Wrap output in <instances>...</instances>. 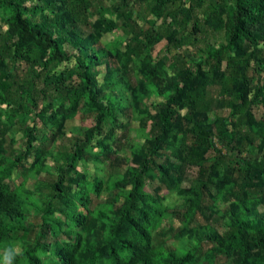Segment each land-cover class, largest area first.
Listing matches in <instances>:
<instances>
[{
    "label": "trees",
    "instance_id": "trees-1",
    "mask_svg": "<svg viewBox=\"0 0 264 264\" xmlns=\"http://www.w3.org/2000/svg\"><path fill=\"white\" fill-rule=\"evenodd\" d=\"M134 11L143 19L142 26L132 19ZM152 19L159 24H153ZM203 19L211 26H205ZM113 32H119L125 42L101 51L100 40ZM159 39L167 40L171 49L191 48L197 59L176 71L172 83L164 77L160 61L151 64L147 60ZM232 54L240 55L239 60H227ZM72 63L75 79L70 80L72 75L58 79L62 66ZM104 65L108 72L103 82L89 76ZM119 65L136 70V77L154 90L160 83L158 94L170 93L165 102L155 104V113L140 109L145 92L132 90ZM263 75L264 0H0V107L5 110L0 134L22 126L26 140L11 165L17 167L33 151L44 154L31 143L38 129L27 124L30 116L42 117L48 124L70 120L84 101L85 109L96 117L94 127L74 136L69 149L63 147L54 157L57 178L49 183L51 192L42 201L41 210L49 226L25 228L22 221L29 208L37 206L34 193L22 185L0 181V264L9 246L17 253L13 264H194L200 259L196 251L202 244L211 246L204 264H214L213 257L230 264H264V153L254 161L241 156L247 150L241 125L250 127L256 122L251 95L264 107ZM113 91L117 92L112 95ZM109 97L124 104L123 113L136 110L141 125L149 130L139 153L132 157V166L113 186L104 188L98 174L87 188L88 173L78 171L77 164L95 150L92 142L109 115L101 101ZM39 102L45 106L38 110ZM182 109H186V130L173 133L170 124L175 112ZM210 112L215 118L209 119ZM223 112L231 113L230 124L225 123ZM260 124L264 129L263 120ZM233 133L235 149L224 153L218 143L230 144ZM259 135L264 141L263 134ZM249 136L255 138L252 132ZM3 142L0 138V147ZM162 147L170 149L179 167H195L204 178L196 196L203 200L204 191L214 190L223 194L229 206L222 212L216 205H208L218 215L213 224L207 223L203 238L198 237L200 230L185 235L175 232L173 226L159 233L160 238L172 232L176 247L155 241L153 231L166 210L144 190L145 178L153 168L161 171L168 189L173 186L177 172L169 175L166 164L156 161L163 155ZM257 148L260 150L261 144ZM225 156L237 159L236 166L245 169L225 165ZM99 157L96 154V168ZM221 169L226 172L223 179ZM234 174L258 177L250 187L237 190L231 186ZM91 187L96 194L122 191L120 211L113 219L105 210L91 209ZM226 191L233 197L226 198ZM183 200L189 207L193 199ZM202 206L205 204L197 210L203 221L209 220ZM81 207L88 213L80 211ZM176 215L170 213L172 218ZM92 217L102 222L101 230H86Z\"/></svg>",
    "mask_w": 264,
    "mask_h": 264
},
{
    "label": "rangeland",
    "instance_id": "rangeland-1",
    "mask_svg": "<svg viewBox=\"0 0 264 264\" xmlns=\"http://www.w3.org/2000/svg\"><path fill=\"white\" fill-rule=\"evenodd\" d=\"M108 4H111V1H109ZM134 12L136 15H132V19L142 26L144 24L143 19L137 15L136 11ZM203 20L205 21V19ZM152 21L153 24H159V21L156 22L155 19H152ZM201 22V25H203V21ZM204 23L205 26H211V23L208 21H205ZM192 25L193 23H190L188 29H190ZM197 37L201 38L203 36L198 35ZM223 39L225 38L223 37ZM117 42H125V37H122L119 32H113L112 34L103 36L100 40L99 46L102 48L101 51H105L107 49H113ZM167 44V40L159 39L156 41L153 44L151 51L147 54V60H149L151 64L160 61L166 72L164 77L172 83L175 79L174 75H176V71L185 67L186 64L189 65L191 60L195 62L197 59L194 58L193 50L191 48L182 47L179 50H175L167 47ZM211 44L213 45L215 43L211 42ZM238 56L240 55L232 54L226 58L227 60L234 61L239 60ZM72 65L73 63L62 66L57 72V78L60 79L62 76L69 77L72 75L70 80L73 81L75 79V75L73 74L75 73L74 71H71ZM118 68L121 76L126 78L133 91H139L141 93L145 92L142 93L145 98L139 105L140 109L155 113L158 109L155 104L165 102L170 96L169 92L164 94L157 93L160 90V83L155 87L158 90H154L148 83L141 82L136 77V70H126L122 65H119ZM96 71V74L95 72H90L89 76H95L98 82H103L108 72L105 65L96 67ZM261 81V84H263L264 75ZM116 92L117 91H113L112 95ZM251 99L253 102L252 112L256 117V122L254 125H250V127H247L246 124L241 125L245 137V144L247 145L245 147L247 150L241 156H248L254 161L259 159L262 153H264V141L259 135L262 133L264 136V129L260 124V120L264 121V107L260 102L256 103L253 94L251 95ZM123 100L125 99L123 98ZM123 105L124 104H122L120 100L114 97H109L107 101H101V107H104L106 111L109 112V115L102 120L101 133L96 136L92 142V145L95 147L94 152L87 153L85 160L79 161L77 164L78 171L88 173V180L86 182L87 188H90L89 185L96 179L98 174L101 176L104 188L107 185L113 186L128 170V167L132 166L133 155L138 154L145 143V134L148 132L149 127H143L141 125L142 122L140 118H138L139 114L136 110L130 111L127 109V112L123 113L121 111ZM44 106L45 104L43 102H39L38 110ZM175 109L177 108L175 107ZM4 111V107H0V121L4 120ZM31 111L33 110L31 109ZM36 114H38V112ZM51 115L52 114L49 113L48 117ZM185 115L186 109L175 112L174 120L169 127L173 133H181L186 130L187 125L184 119ZM207 115L209 119H213L216 116L213 112L207 113ZM223 115L225 116V123L230 124L232 119L231 113L228 114L223 112ZM8 121L11 124L13 123L12 125L15 123L12 119H9ZM9 123H6L5 121V124L8 127L10 126ZM27 124H34L38 129L31 143L33 144L34 149L39 148L44 154L33 151L27 159H24L19 163L20 166L18 165L14 168V166L11 165V162H14L17 159L18 154L22 153L25 148L26 140L23 138L22 126L15 125L12 126L11 129H5L3 134H0V138L4 141L3 145L0 147V161L3 167L0 171V181H9L8 183L11 186L22 185L25 190L34 193L33 198L37 201V206L29 208L25 220L22 221V225L25 228H32L33 226H39L42 224L49 226L50 224L46 218H43L44 216L41 213V210L43 209L42 201L49 192H51L48 185L57 178L58 166L54 157L63 149V147L69 149L71 142L74 141V136L82 135L84 131L94 127L96 125V117L90 111L85 109L84 101H81L76 110L73 111L70 120L61 119L54 124H48L42 117H36L33 115L30 116ZM2 126L4 127L3 124L1 125V128ZM250 132L255 135V138L249 136ZM56 133L57 135L52 139V136ZM235 137L236 135L233 133V139L229 141L230 144L218 143V148L222 149L224 153H227L230 149H235ZM259 144H261L260 150L257 148ZM161 149L163 155L157 158L156 161L157 163L166 164L169 175L171 172H177V175L173 178V186L168 189L164 184L161 171L157 168H153L150 175L145 178L144 190L159 199L166 210V214L162 218L159 226L153 231L155 241L160 239V241H163L162 245L164 247H176L178 242L172 241V232H169L168 235L160 238L158 237L159 233L169 231L170 227L173 226L175 232H183L185 235H190L196 230H200L198 237L203 238L205 236L204 232H207V229L205 228L207 223L213 224L212 220L218 215L217 213H212V209H210L208 205L214 204L222 212L226 211L229 206L224 201L223 194L218 195L214 190L208 194L207 191H204L206 196L203 200H201L199 196H196L197 189L199 188L200 183H202L201 181H204V178L201 179L196 173L195 167H179L175 163V159L172 157L170 149H164L163 147ZM96 154L100 156L98 164L100 166H98V168L95 167ZM166 155L169 156L168 159L165 158ZM213 155L215 154H212L211 152V157H213ZM206 157H210V154ZM222 162L225 165L231 164L232 166H236L239 163L237 162V159L230 156L223 157ZM203 165L206 167L208 163L204 161ZM236 168L245 169L243 165H238ZM225 173L224 169L219 171V175L222 179L224 178ZM251 175L239 174L238 176L237 174H234L231 186H234L237 190L250 187L253 184V181L258 177V175L255 177H247ZM165 179L167 180L166 176ZM88 190L89 198L92 201L91 209L105 210L109 215V219H113L119 213L122 198L121 190L112 192L103 190L99 194H96L92 187ZM230 195L233 197L234 194H231L228 191L224 193V196L228 199L230 198ZM186 198L193 199L189 204V207L184 204L183 199ZM201 203L205 204V206L202 207L207 211V217L210 218L209 220L203 221V217L197 210ZM186 208H188V210H186ZM83 210L85 213H88V211L81 207L80 211ZM172 212L179 215L172 218L170 216V213ZM101 225L102 222L100 220L92 217L86 230L98 231L101 230ZM218 230H220V227H218ZM210 247V245H201L200 249L196 251V256L200 259L194 264H204L206 262L205 254ZM212 262L214 264H230V262L222 260L220 257H213Z\"/></svg>",
    "mask_w": 264,
    "mask_h": 264
},
{
    "label": "clouds",
    "instance_id": "clouds-1",
    "mask_svg": "<svg viewBox=\"0 0 264 264\" xmlns=\"http://www.w3.org/2000/svg\"><path fill=\"white\" fill-rule=\"evenodd\" d=\"M17 253L14 247H6L2 254V264H13Z\"/></svg>",
    "mask_w": 264,
    "mask_h": 264
}]
</instances>
